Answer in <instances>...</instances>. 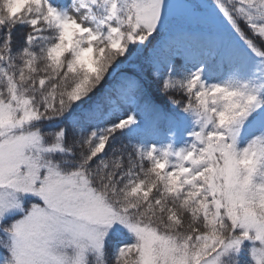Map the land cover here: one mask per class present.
<instances>
[{
	"label": "snow or ice",
	"instance_id": "6c2138e0",
	"mask_svg": "<svg viewBox=\"0 0 264 264\" xmlns=\"http://www.w3.org/2000/svg\"><path fill=\"white\" fill-rule=\"evenodd\" d=\"M0 264H264V0H0Z\"/></svg>",
	"mask_w": 264,
	"mask_h": 264
}]
</instances>
